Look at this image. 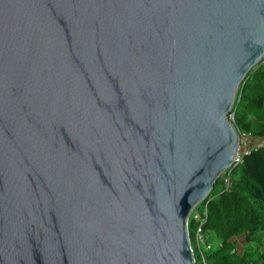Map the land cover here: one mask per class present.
<instances>
[{"label": "water", "instance_id": "1", "mask_svg": "<svg viewBox=\"0 0 264 264\" xmlns=\"http://www.w3.org/2000/svg\"><path fill=\"white\" fill-rule=\"evenodd\" d=\"M263 58L264 0H0V264H196Z\"/></svg>", "mask_w": 264, "mask_h": 264}, {"label": "trees", "instance_id": "2", "mask_svg": "<svg viewBox=\"0 0 264 264\" xmlns=\"http://www.w3.org/2000/svg\"><path fill=\"white\" fill-rule=\"evenodd\" d=\"M231 113L236 131L254 145L220 176L194 211L200 217H190L196 264H264V58L247 74Z\"/></svg>", "mask_w": 264, "mask_h": 264}, {"label": "built area", "instance_id": "3", "mask_svg": "<svg viewBox=\"0 0 264 264\" xmlns=\"http://www.w3.org/2000/svg\"><path fill=\"white\" fill-rule=\"evenodd\" d=\"M228 119H229V121H231L233 123L234 117H233L232 113L229 114ZM238 139H239L240 149H239V152H238L237 157L235 159L236 166L239 163H241L242 157L244 155H246L249 152V150L252 148V147L247 146V143L250 141V138L247 137L246 135L238 133ZM224 185L225 186L228 185V181L226 178L224 179ZM191 217L193 219H198L200 217V215L197 212H194Z\"/></svg>", "mask_w": 264, "mask_h": 264}, {"label": "rangeland", "instance_id": "4", "mask_svg": "<svg viewBox=\"0 0 264 264\" xmlns=\"http://www.w3.org/2000/svg\"><path fill=\"white\" fill-rule=\"evenodd\" d=\"M253 140L250 139V141L247 143V146L248 147H253ZM193 243H194V240H193Z\"/></svg>", "mask_w": 264, "mask_h": 264}]
</instances>
